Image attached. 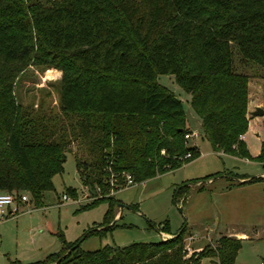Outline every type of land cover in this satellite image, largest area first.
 <instances>
[{"label":"trees","instance_id":"16d2710c","mask_svg":"<svg viewBox=\"0 0 264 264\" xmlns=\"http://www.w3.org/2000/svg\"><path fill=\"white\" fill-rule=\"evenodd\" d=\"M250 63L264 78V0H0V191H27L41 205L75 140L81 182L101 193L80 207L108 203L85 236L121 226L113 221L111 173L120 185L123 172L138 183L198 154L184 137L182 101L158 73H172L190 94L213 150L251 158L239 138L248 126L250 77L241 67ZM32 65L60 71L58 112L19 101L17 80ZM254 159L264 173V138ZM255 181L264 191L261 174L236 183ZM193 182L179 184L174 200ZM66 190L76 196V188ZM159 230L171 233L167 222ZM184 232L182 226L164 239L96 249L63 240L43 260L12 264H199L201 257L232 264L241 245L224 234L214 247L187 254Z\"/></svg>","mask_w":264,"mask_h":264},{"label":"rangeland","instance_id":"374dc122","mask_svg":"<svg viewBox=\"0 0 264 264\" xmlns=\"http://www.w3.org/2000/svg\"><path fill=\"white\" fill-rule=\"evenodd\" d=\"M241 68L250 74L248 111L255 105L263 107L264 78L261 68L251 63ZM60 76V71L52 67H27L15 86L19 101L31 110L58 112ZM157 81L182 101L186 126L198 132V136L187 139V143L195 145L198 154L162 174L109 190L118 200L114 211L119 210V213L116 217L114 215L113 221L122 225L106 229L100 235L90 233L85 236L87 229L103 221L108 203L103 199L89 207H80L92 200L94 195L81 182L83 153L74 140L63 170L52 177L54 189L45 192L43 203L34 206L30 201L19 207L16 215L0 218V264L43 260L50 253L59 252L63 240L78 238L84 249L158 240L161 239L159 227L165 222L172 233L185 227L187 254L204 247H214L220 234L240 228L247 233V238H240L241 245L232 264H264V191L261 182L226 193L218 189L222 183L230 182L226 176L228 172L248 176L262 172L260 163L254 157L264 138V114H248L243 141L251 158L224 154L213 150L204 136L200 118L190 105V94L176 82L174 75L158 73ZM75 157H78V163ZM85 165L87 167V163ZM208 176L213 181H209ZM186 181L194 182L185 195H179L174 200L175 188ZM68 187L76 188V196L66 190ZM95 190L100 196L101 193ZM63 194L68 197L64 199ZM214 200L217 202L214 203ZM167 234L163 231L164 237L170 236ZM199 264H210L209 258H199Z\"/></svg>","mask_w":264,"mask_h":264},{"label":"built area","instance_id":"2783aa9c","mask_svg":"<svg viewBox=\"0 0 264 264\" xmlns=\"http://www.w3.org/2000/svg\"><path fill=\"white\" fill-rule=\"evenodd\" d=\"M198 136L197 131L193 130H188L184 133L185 139L193 138ZM239 138L243 139L244 138V133L239 135ZM162 152L164 151L163 149L161 150ZM190 152H186L183 157H189ZM123 175L125 176V182L122 185L128 186L136 183L132 176L129 173L123 172ZM109 182L113 185V187H118L122 186L117 183V177L115 176L114 173H111L109 176ZM98 190V188H97ZM93 198L96 197V192L93 194ZM63 198H67L68 196L66 194L62 195ZM30 202V196L27 191H22L19 194L15 193L14 191H8V190H1L0 191V218L2 217H7V216H12L15 215L18 211V209L15 207L17 203H29ZM30 210V209H28ZM161 238H166L163 236V232L160 231Z\"/></svg>","mask_w":264,"mask_h":264},{"label":"crops","instance_id":"0c3cea01","mask_svg":"<svg viewBox=\"0 0 264 264\" xmlns=\"http://www.w3.org/2000/svg\"><path fill=\"white\" fill-rule=\"evenodd\" d=\"M249 96H250V93H248V99H249ZM248 108H249V100H248ZM224 154H226V153H224ZM261 175H264V173H260ZM230 175V176H229ZM226 176L230 179V182H225V183H222L219 187H218V189H220V191H222V192H225L226 193V191H233V190H239L240 188H245V187H247L248 185H251V184H253V183H255V182H259V181H255V182H246V183H236V182H238V181H243V180H246V179H248V176H245V177H233V175H231V174H228V173H226ZM208 180L210 181H213V178H211V177H209L208 178ZM198 185V184H197ZM91 192L94 194V191H92L91 190ZM217 201L216 200H214V203H216ZM25 204H27V203H17L16 205H15V207L17 208V209H19V207H24L25 206ZM25 210V209H24ZM23 211V210H22ZM19 211H17V213H18ZM16 213V214H17ZM118 213H119V210H115V217L116 216H118ZM15 214V215H16ZM163 232V231H162ZM221 232V231H220ZM225 235H227V234H235V236H237V237H239V238H241V239H244V238H247L246 236H247V233L244 231V230H242V229H240V228H237V229H235V230H229L228 232H225L224 233ZM224 234H220L219 236H221V235H224ZM167 235H170V236H172L173 235V233L171 232V233H168ZM218 236V237H219ZM217 237V238H218ZM209 262L211 263L212 262V260L211 259H209Z\"/></svg>","mask_w":264,"mask_h":264},{"label":"water","instance_id":"95a60500","mask_svg":"<svg viewBox=\"0 0 264 264\" xmlns=\"http://www.w3.org/2000/svg\"><path fill=\"white\" fill-rule=\"evenodd\" d=\"M248 114H250L252 116L263 115L264 114V107H262L260 105H255L253 109L248 111ZM84 166H86L85 163H84Z\"/></svg>","mask_w":264,"mask_h":264}]
</instances>
